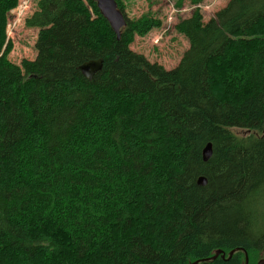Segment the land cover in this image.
<instances>
[{"label": "trees", "instance_id": "trees-1", "mask_svg": "<svg viewBox=\"0 0 264 264\" xmlns=\"http://www.w3.org/2000/svg\"><path fill=\"white\" fill-rule=\"evenodd\" d=\"M18 2L0 0V264L264 258V0L179 19L169 69L130 48L161 20L120 0L119 38L94 0H38L33 56L16 60Z\"/></svg>", "mask_w": 264, "mask_h": 264}, {"label": "rangeland", "instance_id": "rangeland-1", "mask_svg": "<svg viewBox=\"0 0 264 264\" xmlns=\"http://www.w3.org/2000/svg\"><path fill=\"white\" fill-rule=\"evenodd\" d=\"M37 1L19 0L18 3H25L20 15L14 11L17 5L9 13L10 17L6 31L13 44L11 56L15 57L16 60L21 57L33 56V43L36 39L37 30L26 26L24 21L36 9ZM120 1L128 18L136 19L150 15L161 20L160 25L154 26L148 32L134 34L130 48L142 53L150 61L162 64L167 69L178 63L182 53L188 47L187 38L174 29L176 22L179 19L188 17L195 8L200 10L204 20H208L228 2V0H203L200 4L194 6L187 1H183L180 6L176 7V0ZM237 132H241V130H237Z\"/></svg>", "mask_w": 264, "mask_h": 264}, {"label": "water", "instance_id": "water-1", "mask_svg": "<svg viewBox=\"0 0 264 264\" xmlns=\"http://www.w3.org/2000/svg\"><path fill=\"white\" fill-rule=\"evenodd\" d=\"M97 4V7L100 11V13L106 18L108 23L110 24L113 31L116 33L117 38L120 36L121 28L126 24V20L124 18V15L120 11V9L117 7L116 0H94ZM103 60L101 58H95L88 60L84 63H82L79 66V69L81 70L82 74L88 78L91 79L95 72L99 71L102 68ZM246 133L249 131L246 130ZM212 154V145L211 142H208L203 150H202V158L204 161H207L209 157ZM197 183L199 185L206 184V179L204 176H199L197 179ZM234 252V250H231L229 253V256ZM219 255V252L214 254L211 258L214 259ZM222 257H224V254H221ZM248 258L247 255H245V262L244 264H247ZM198 261H194L191 264H197ZM264 258L260 259L257 264H263Z\"/></svg>", "mask_w": 264, "mask_h": 264}, {"label": "built area", "instance_id": "built-area-1", "mask_svg": "<svg viewBox=\"0 0 264 264\" xmlns=\"http://www.w3.org/2000/svg\"><path fill=\"white\" fill-rule=\"evenodd\" d=\"M23 5H25V3L24 2H20V3H18L17 4V6H16V8H15V12L18 14V15H20V13H21V11H22V7H23Z\"/></svg>", "mask_w": 264, "mask_h": 264}]
</instances>
